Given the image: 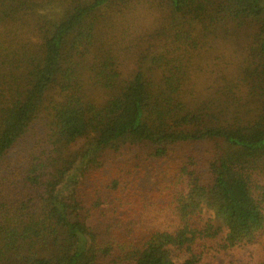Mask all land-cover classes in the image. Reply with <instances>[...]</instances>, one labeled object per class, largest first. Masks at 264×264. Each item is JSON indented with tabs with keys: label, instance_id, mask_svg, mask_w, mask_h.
Instances as JSON below:
<instances>
[{
	"label": "trees",
	"instance_id": "trees-1",
	"mask_svg": "<svg viewBox=\"0 0 264 264\" xmlns=\"http://www.w3.org/2000/svg\"><path fill=\"white\" fill-rule=\"evenodd\" d=\"M247 246L264 264V0H0V264Z\"/></svg>",
	"mask_w": 264,
	"mask_h": 264
},
{
	"label": "rangeland",
	"instance_id": "rangeland-1",
	"mask_svg": "<svg viewBox=\"0 0 264 264\" xmlns=\"http://www.w3.org/2000/svg\"><path fill=\"white\" fill-rule=\"evenodd\" d=\"M195 66H197L195 64ZM123 72L127 73L130 69L128 63L123 64ZM142 225L145 223H141ZM262 253L256 246L232 249L216 253L214 260L217 264H259Z\"/></svg>",
	"mask_w": 264,
	"mask_h": 264
}]
</instances>
